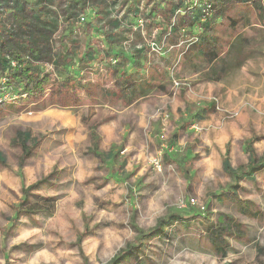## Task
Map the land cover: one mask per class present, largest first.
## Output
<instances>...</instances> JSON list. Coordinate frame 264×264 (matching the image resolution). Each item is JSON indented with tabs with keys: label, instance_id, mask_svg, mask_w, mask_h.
Here are the masks:
<instances>
[{
	"label": "rangeland",
	"instance_id": "obj_1",
	"mask_svg": "<svg viewBox=\"0 0 264 264\" xmlns=\"http://www.w3.org/2000/svg\"><path fill=\"white\" fill-rule=\"evenodd\" d=\"M161 1L143 0L137 21H144L143 35L153 25L150 36L165 53L148 52V77L155 80L145 98L129 107L106 98L62 106L45 101L48 91L10 100L3 93L0 264H108L139 244L143 253L120 264H264V168L255 183L242 182L234 197L228 195L234 181L222 168L227 145L232 166L239 168L248 161L245 143L256 138L255 152L264 158V0H255L259 8L213 0L218 47L210 50L223 52L226 62L216 65L227 69L221 81L209 80L212 72L198 53L207 45L170 43L167 36L159 42L160 19L148 15L154 8L161 12ZM241 18L248 23L233 31L229 21ZM242 39L247 43L237 46L246 51L240 50L239 59L246 62L234 67L235 57L227 56ZM128 46L122 51L131 57ZM118 64L129 67L124 59ZM46 68L53 70L51 64ZM115 82L105 76L100 84L112 91ZM90 126L100 137V152L117 153L114 162L95 155ZM27 130L40 145L21 162L20 134ZM45 178L28 200L44 204L45 211L17 218L22 189ZM192 199L194 206L188 204ZM246 207L255 216L243 215ZM172 215L177 217L165 226L164 241L145 237ZM207 229L218 233L211 237ZM216 245L228 247L227 257L216 254Z\"/></svg>",
	"mask_w": 264,
	"mask_h": 264
},
{
	"label": "trees",
	"instance_id": "obj_2",
	"mask_svg": "<svg viewBox=\"0 0 264 264\" xmlns=\"http://www.w3.org/2000/svg\"><path fill=\"white\" fill-rule=\"evenodd\" d=\"M142 1L0 0V100L4 94H9L10 100L13 96L23 98L24 95L37 98L48 91L44 96L45 101H55V105L66 106L72 101L91 103L99 101V98H106L129 107L145 98L153 86L152 81L155 80L148 77V52L153 53L147 44L148 40L153 39L150 35L154 27L147 24L146 34L143 35L144 30L137 25L144 13L141 8ZM219 1L228 3L231 0ZM234 1L242 2L243 7L253 2L259 8L255 0ZM162 3L165 5L159 14L155 13L154 8L148 15L149 20L157 17L160 19L155 25L159 29V42L167 36L166 40L170 43H177L179 40L191 41L192 38L193 41L197 39L200 44L207 45L209 50H199L198 53L212 72L213 77L209 80L221 81L227 69L224 65L217 69L216 65L225 61L220 56L223 52L217 48L215 51L210 50V47H218L210 17L215 11L213 0H162L160 4ZM90 6L93 12L88 13ZM179 10L183 14L176 16ZM242 23H245V19L229 21L233 31ZM198 30L201 32L198 33ZM197 43L193 42V46ZM125 44L129 45V52L133 54L131 57H126L122 51ZM119 59H124L129 67H121L118 64ZM49 64L53 70L46 68ZM105 76L116 81L112 91L105 90L100 84ZM157 88L165 91L163 85H158ZM2 106L4 104L0 103V107ZM202 117L196 116L199 121ZM90 129L95 155L102 163L114 162L117 153L114 150L100 152V137L95 126H90ZM173 138L176 139L177 134ZM20 139L22 162L39 147L40 140L33 137L29 130L22 132ZM258 140L256 138L245 143L244 150L248 161L239 168L232 166L231 149L227 145L222 168L234 181L228 195L237 196L241 189L240 184L244 181L255 183L256 172L264 168V158L259 159L254 149V143ZM0 163L6 164V157L2 153ZM46 181L47 178L22 189L23 200L15 210L17 218L45 211L42 208L44 204L28 205V200L32 192ZM51 200L43 199V202L49 204ZM241 212L243 215L255 216L248 207ZM176 217L172 215L160 220L157 228L145 237L150 240L157 237L164 241L167 237L165 226L173 224ZM238 227L237 225L236 228ZM239 231L243 232L241 228ZM207 232L211 237L218 233L217 230L212 232L210 229ZM213 242L216 244V241ZM143 251L142 244L129 246L108 264H120L136 252ZM215 251L221 258L228 255L226 246L216 245Z\"/></svg>",
	"mask_w": 264,
	"mask_h": 264
},
{
	"label": "built area",
	"instance_id": "obj_3",
	"mask_svg": "<svg viewBox=\"0 0 264 264\" xmlns=\"http://www.w3.org/2000/svg\"><path fill=\"white\" fill-rule=\"evenodd\" d=\"M181 14H183V11L182 10H179V11H177L176 16H179ZM176 16L174 17V21L176 20ZM138 26L143 29V27H144V21L143 20H140ZM191 41H193V40H191ZM194 42H197V39H195ZM147 44H148V46H149V48L151 50V53H153V54L154 53H159L160 55H164L165 54L163 52L164 48H160L159 47V44L157 43V41L154 38L151 39V40H148L147 41ZM175 84L177 86L179 85L178 83H175ZM5 95H7V98L9 97V94H5ZM3 98H4V96H3ZM3 98H1V100H3ZM1 100H0V103H1ZM188 204L194 206L196 203H195V200L192 199V200H189V203ZM186 205L187 204L184 201H181L180 202V207L181 208H186Z\"/></svg>",
	"mask_w": 264,
	"mask_h": 264
},
{
	"label": "crops",
	"instance_id": "obj_4",
	"mask_svg": "<svg viewBox=\"0 0 264 264\" xmlns=\"http://www.w3.org/2000/svg\"><path fill=\"white\" fill-rule=\"evenodd\" d=\"M245 19V18H244ZM248 23V20L247 19H245V25ZM244 42L242 43V42H239L238 40H237V42L236 43H234V44H232V47L229 49V56H227L228 58H230V59H232V58H234L235 57V63L234 64H237V66L236 65H233L234 67H242L243 65H244V63L246 62L245 60H240L239 58L241 57L240 56V50L242 51V53L244 54L245 53V51H246V47H242V49L240 48V47H238L237 46V44L238 45H244L245 43H247L246 41H245V39H242ZM242 40H240V41H242ZM245 55V54H244ZM226 62V61H225ZM231 65L229 64V67H230ZM244 149V148H243ZM245 151V150H244Z\"/></svg>",
	"mask_w": 264,
	"mask_h": 264
}]
</instances>
